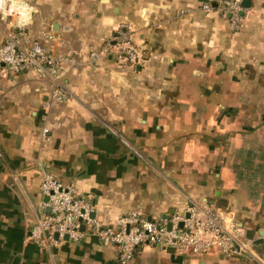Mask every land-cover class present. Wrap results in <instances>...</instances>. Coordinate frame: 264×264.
Masks as SVG:
<instances>
[{
	"label": "crops",
	"instance_id": "crops-1",
	"mask_svg": "<svg viewBox=\"0 0 264 264\" xmlns=\"http://www.w3.org/2000/svg\"><path fill=\"white\" fill-rule=\"evenodd\" d=\"M54 1L59 10L34 4L29 27L75 56L61 75L70 98L52 101L51 79L0 65V264H119L93 233L51 250L27 238L50 213L45 172L72 183L103 225L195 203L233 216L252 245L251 255L145 245L130 264H264V0L243 4L239 29L203 8L216 0ZM124 22L139 62L116 48L92 59Z\"/></svg>",
	"mask_w": 264,
	"mask_h": 264
},
{
	"label": "built area",
	"instance_id": "built-area-1",
	"mask_svg": "<svg viewBox=\"0 0 264 264\" xmlns=\"http://www.w3.org/2000/svg\"><path fill=\"white\" fill-rule=\"evenodd\" d=\"M21 2L24 4L16 0H0V20L6 21L5 39L0 44V65L15 72L34 71L42 79H51V100H68L70 93L61 82V75L66 63L76 61L75 56L71 52H56L32 36L29 24L34 6L27 1ZM215 2L216 5H213L211 1H206L203 8L207 11L216 8L231 21L234 28L239 29L243 0ZM17 4L21 5L20 8L29 7L28 12L21 15L22 10L17 11ZM54 37L53 33L47 32V38ZM112 48L118 50L119 61L139 62L140 55L132 42L127 22L119 26L112 40L105 42L101 49L92 50L90 56L97 59ZM41 191L48 197L46 204L50 213L36 220L29 228L27 238L49 250L66 235L69 239L80 240L89 232L97 235L105 245L116 246L119 264H130L137 250L145 245L174 248L183 255L252 254V245L244 239L239 222L230 214H223L209 205L188 203L183 212L175 211L160 219L131 211L103 225L92 216L91 203L78 193L72 183L63 182L53 173L45 172Z\"/></svg>",
	"mask_w": 264,
	"mask_h": 264
},
{
	"label": "rangeland",
	"instance_id": "rangeland-1",
	"mask_svg": "<svg viewBox=\"0 0 264 264\" xmlns=\"http://www.w3.org/2000/svg\"><path fill=\"white\" fill-rule=\"evenodd\" d=\"M16 1H19V3L21 4V5H23L24 3H22L21 1H27L29 4H35V3H38V4H40L41 3V1H42V3H47V7H40L39 6V9L41 8L42 9V12L43 11H45L46 9H48L49 11H51V8L53 7V5L54 4H56V3H58L56 6H54L53 8L54 9H60V7H61V1H54V0H16ZM37 1V2H36ZM76 1H69L68 2V7H69V10H68V12L69 13H72V12H74V11H76V9L78 8V5H74V3H75ZM73 3V4H72ZM20 4H17L16 6H17V11L18 10H22V13L23 14H21V15H24L25 13H27L28 12V8L29 7H26V8H20ZM72 4V5H71ZM41 5V4H40ZM45 6V5H44ZM34 8L36 9V5H34ZM17 18V17H16Z\"/></svg>",
	"mask_w": 264,
	"mask_h": 264
},
{
	"label": "water",
	"instance_id": "water-1",
	"mask_svg": "<svg viewBox=\"0 0 264 264\" xmlns=\"http://www.w3.org/2000/svg\"><path fill=\"white\" fill-rule=\"evenodd\" d=\"M243 4H244V5H249V4H250V1H248V0H244V1H243ZM46 199L48 200V197H47V196H46ZM92 216L94 217L95 214L92 213ZM170 227H171V224H169V228H170ZM84 228H85V226L82 225V229H84ZM57 236H58V235H57ZM64 238L67 240V239H69V236L66 235Z\"/></svg>",
	"mask_w": 264,
	"mask_h": 264
},
{
	"label": "trees",
	"instance_id": "trees-1",
	"mask_svg": "<svg viewBox=\"0 0 264 264\" xmlns=\"http://www.w3.org/2000/svg\"><path fill=\"white\" fill-rule=\"evenodd\" d=\"M138 250H139V249H138ZM138 250H137V251H138Z\"/></svg>",
	"mask_w": 264,
	"mask_h": 264
}]
</instances>
